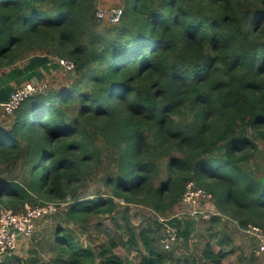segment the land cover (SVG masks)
Wrapping results in <instances>:
<instances>
[{"label": "trees", "instance_id": "1", "mask_svg": "<svg viewBox=\"0 0 264 264\" xmlns=\"http://www.w3.org/2000/svg\"><path fill=\"white\" fill-rule=\"evenodd\" d=\"M97 2L0 0V210L66 202L65 225L40 242L54 258L26 264H130L114 252L115 237L95 248L68 226L96 215L127 234L137 264H181L162 249L160 223L161 237L115 213L134 204L167 215L189 181L211 194L214 220L264 228V153L255 155L264 142V0H123L120 21L103 25ZM52 55L74 63L70 82L5 114L15 86L40 79ZM99 172L111 193L80 198L77 187ZM211 238L200 264L234 252L225 234Z\"/></svg>", "mask_w": 264, "mask_h": 264}, {"label": "rangeland", "instance_id": "2", "mask_svg": "<svg viewBox=\"0 0 264 264\" xmlns=\"http://www.w3.org/2000/svg\"><path fill=\"white\" fill-rule=\"evenodd\" d=\"M122 2L123 0H98L97 7H122ZM100 23L101 25L110 24L105 22L103 19L100 20ZM35 52L38 53L39 50H36ZM30 53L36 54L31 51ZM30 56L31 54H26L17 59L16 65H24L27 63ZM51 57H53V55ZM54 65L55 63H53L51 66L53 67L52 71L46 73L44 77H40L38 81L34 82L45 83L46 86L49 84L56 85L58 83L66 84L67 82H70L69 75L71 71H67L64 67L60 66V64H57L58 66L56 68ZM0 72L2 71L0 70ZM19 86L20 85H16L15 88ZM1 117L4 116L2 115L0 108V118ZM262 153H264V142L259 141L257 153H255V155L257 157ZM102 175V172H99L95 179L90 180L86 185H83V187H77V195L80 196V198H91L94 195L111 193L110 189L105 186V178ZM68 200L69 197L66 198V201ZM209 202L213 204L212 200ZM208 203L203 202L202 205V208L205 210V212L209 214L208 219H202L200 215L189 218L184 217L186 219L182 218L180 221V229H189V235L186 239V236L177 232V242L170 250L179 255L182 259L186 260H188L189 256L194 255L196 264H200L198 257L201 254L203 244L211 237V242L215 243L217 239L222 238L225 234L226 237L228 236L230 238L231 242L229 243V247H231L234 252L225 257L222 260V264L240 262L241 257L245 258L242 264H264V254L260 258H253L252 256V251L256 247L255 241L247 236L241 228H238V226L234 224L233 219L227 218L228 216L217 214L219 219L214 220L213 217L215 214L213 213L216 211V208L213 207L214 205L206 207V204ZM57 204V210L53 214L45 216L41 220H37L33 234L22 239L19 242L18 247L12 253L5 255L2 260L9 258L13 264H26L32 257H36V260L39 263L50 262L54 258L52 251L47 249L45 245L42 246L40 242L42 241L44 234L49 233L50 229L54 228L55 225H65L63 219L65 218L64 212L66 202L62 201L60 204ZM120 204L123 205L124 202L121 201ZM122 210L123 213H121ZM125 210L126 215L131 221V224L135 226L137 231L141 228L147 227H152L154 229L158 228L157 234L160 236L162 228L157 220V217L159 216L158 213H155L153 210L143 205L127 204L124 205L123 209L118 207L115 213V217L119 223H123L124 221L122 214H124ZM173 211V213L177 211V206L173 209ZM92 220L93 221L88 225L73 221L68 223V226L72 228L74 235L79 241H81L84 245L95 246V248L100 244H106L109 237H115L116 240L119 241V244L114 248V252L117 253L121 258H128L130 264H137L140 258V253L136 251L135 247H131L127 243V234L124 236H122V234H120V236L116 235L113 219L107 216L96 215V217H94ZM98 221H101V227L95 226V223ZM175 222L176 221L174 220V224ZM220 235L223 236L221 237ZM214 247L217 248L218 246ZM186 260H183L181 264H193L189 261L185 262Z\"/></svg>", "mask_w": 264, "mask_h": 264}, {"label": "built area", "instance_id": "3", "mask_svg": "<svg viewBox=\"0 0 264 264\" xmlns=\"http://www.w3.org/2000/svg\"><path fill=\"white\" fill-rule=\"evenodd\" d=\"M123 14V8L115 7H97L96 17L98 20H105L110 24H116L120 21ZM60 66L67 71L74 69V63L67 58H57ZM46 84L34 81H27L13 90L8 100L2 103L5 114H11L15 108L29 95L41 92L45 89ZM211 194L205 189L198 187L194 181H189L185 189L177 211H171L167 215H159L158 223L163 226L164 234L160 239L162 249L170 250L177 242V226L174 220H182L186 217H195L200 215L202 219H208L209 214L202 208L203 202H209ZM213 206L211 202L206 207ZM214 207V206H213ZM58 208L57 203L47 201L43 204L26 203L19 211L10 208L0 210V261L7 254L12 253L19 245V242L25 237H29L35 231L37 220L53 214ZM214 212L213 214H215ZM184 218V219H186ZM160 220V221H159ZM234 224L241 228L244 233L256 243L252 254L255 258H260L264 254V228L255 224L240 225L236 220Z\"/></svg>", "mask_w": 264, "mask_h": 264}, {"label": "crops", "instance_id": "4", "mask_svg": "<svg viewBox=\"0 0 264 264\" xmlns=\"http://www.w3.org/2000/svg\"><path fill=\"white\" fill-rule=\"evenodd\" d=\"M56 60H57V58H54V56L53 57L50 56L49 64H47V67H49V68L47 70H43L42 68H39V74H40L41 77H44V75L46 73H49L50 71L53 70V67H51L53 63H55V65H54L55 68L58 66L57 64H59V63ZM30 81H38V79L34 77ZM25 82H27V81H25ZM21 84H23V83H21ZM215 249L218 250V247L215 248Z\"/></svg>", "mask_w": 264, "mask_h": 264}, {"label": "water", "instance_id": "5", "mask_svg": "<svg viewBox=\"0 0 264 264\" xmlns=\"http://www.w3.org/2000/svg\"><path fill=\"white\" fill-rule=\"evenodd\" d=\"M74 73H75V72L72 70V71H71V74H74Z\"/></svg>", "mask_w": 264, "mask_h": 264}]
</instances>
